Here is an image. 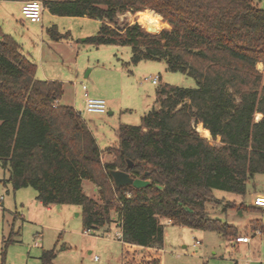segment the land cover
I'll return each instance as SVG.
<instances>
[{
	"label": "trees",
	"instance_id": "1",
	"mask_svg": "<svg viewBox=\"0 0 264 264\" xmlns=\"http://www.w3.org/2000/svg\"><path fill=\"white\" fill-rule=\"evenodd\" d=\"M43 2L57 15L100 20L85 41L130 45L132 63L163 59L168 69L193 76L196 86L162 84L158 105L140 124L119 125L118 143L106 149L114 157L104 161L81 112L60 102L63 82L37 77L36 62L0 26V164L9 171L6 180L14 189L33 186L45 205L80 204L87 229L119 222L121 264H162L164 219L234 239L239 227L213 216L206 205L219 201L213 189L244 195L249 178L264 173V76L257 67L264 68L259 62H264V7L258 0ZM146 8L164 19L160 14L156 23L138 19L146 28L171 27L152 33L139 22L118 25L119 12ZM47 30L53 39L62 36L55 25ZM199 125L219 143L203 136ZM111 168L150 183L116 186ZM85 179L97 186L99 200L84 191ZM235 205L262 208L243 201ZM252 223L254 233L264 232L261 217ZM56 255L55 248L43 249L42 264H57Z\"/></svg>",
	"mask_w": 264,
	"mask_h": 264
},
{
	"label": "rangeland",
	"instance_id": "2",
	"mask_svg": "<svg viewBox=\"0 0 264 264\" xmlns=\"http://www.w3.org/2000/svg\"><path fill=\"white\" fill-rule=\"evenodd\" d=\"M258 1L264 7V0ZM21 7L17 0H0V26L12 34L20 42L24 54L36 62L37 77L45 78L47 73L63 81L64 92L60 101L81 112L103 149L104 161L114 157L106 149L118 143L119 125L140 124L142 115L158 105L157 90L162 84L196 86L193 76L168 69L163 59L132 63L130 45L96 46L85 41L99 29L101 21L98 19L56 15L45 9L40 21L31 22L22 14ZM140 11L119 12L118 25L139 22L138 19L151 24ZM52 25L62 34L59 40L52 39L47 30ZM165 27L171 25H163L159 30ZM257 67L264 76V68L259 63ZM155 74H160L158 83L151 80ZM83 84L87 85L89 95L106 99L105 112H91L84 108ZM261 115L257 112L255 119ZM197 129L212 143H219V137L213 139L211 134L205 135L200 125ZM8 177V169L0 164V264H42L43 249L50 248L57 251L54 259L57 264H121V227L117 222L92 227L85 232L87 228L83 225L80 204L52 203L47 208L36 198L33 186L14 189L6 180ZM83 188L99 200L98 188L93 182L85 179ZM256 192H264L263 172H256L249 178L244 195L213 189L219 201L212 200L206 206L213 216L236 224L240 230L237 235H251L254 234L252 220L258 217L264 220V208L241 210L232 203L243 201L251 206ZM164 223L162 264H264V232L252 235L248 243L236 244L234 239L230 241L216 231ZM11 230L16 233L5 244L4 238ZM196 239L200 240L199 244H195Z\"/></svg>",
	"mask_w": 264,
	"mask_h": 264
},
{
	"label": "built area",
	"instance_id": "3",
	"mask_svg": "<svg viewBox=\"0 0 264 264\" xmlns=\"http://www.w3.org/2000/svg\"><path fill=\"white\" fill-rule=\"evenodd\" d=\"M43 0H23L21 12L31 22L40 21L44 10ZM160 74L151 76L153 83H158ZM85 104L84 107L87 111L91 112H105L107 110V101L103 97L91 96L87 90V85L83 84ZM254 205L264 207V193H255L251 200ZM90 229H86L85 232H89ZM255 233H261L260 229H257ZM120 239H122V231H119ZM233 240V239H232ZM235 241L248 242L251 240V235L240 234L234 238ZM199 244L200 240L196 239L195 244ZM97 257V256H96Z\"/></svg>",
	"mask_w": 264,
	"mask_h": 264
},
{
	"label": "water",
	"instance_id": "4",
	"mask_svg": "<svg viewBox=\"0 0 264 264\" xmlns=\"http://www.w3.org/2000/svg\"><path fill=\"white\" fill-rule=\"evenodd\" d=\"M150 31L148 28H146ZM160 30L156 31L159 32ZM129 165H132V161L129 160ZM109 173L115 183L116 186H122L126 184H132L135 187H142L150 183L149 179H145L142 177H134L130 174V172L126 170H122L119 168H111L109 169Z\"/></svg>",
	"mask_w": 264,
	"mask_h": 264
},
{
	"label": "crops",
	"instance_id": "5",
	"mask_svg": "<svg viewBox=\"0 0 264 264\" xmlns=\"http://www.w3.org/2000/svg\"><path fill=\"white\" fill-rule=\"evenodd\" d=\"M17 1H19L21 4H22V0H17ZM45 9H49L47 6H45L44 7V10ZM44 10H43V13H44ZM42 13V14H43ZM54 14V13H53ZM160 14V13H159ZM57 15V14H56ZM161 15V14H160ZM161 18H162V15H161ZM161 21H162V19H161ZM50 27V26H49ZM48 29V28H47ZM6 32V31H5ZM8 33V32H7ZM53 39V38H52ZM54 40H57V39H54ZM59 40V39H58ZM264 63V62H263ZM46 74V76H45V79H55L54 77H52V76H49V75H47V73H45ZM58 80H60V79H58ZM62 81V80H61ZM63 82V81H62ZM61 102V101H60ZM85 108V107H84ZM102 149V148H101ZM103 154H104V152H103V149H102V158H103ZM106 161H109L108 159L106 160ZM84 182H85V180H83V184H84ZM36 190V189H35ZM256 193H264V192H256ZM36 198H37V190H36ZM38 199V198H37ZM38 201L40 202V203H43L40 199H38ZM45 205V204H44ZM46 207L47 208H49L50 206L49 205H46ZM164 222H168V223H170L171 222V220L170 219H165L164 220ZM118 224H119V222H118ZM211 231H213V230H211ZM220 234V233H219ZM254 234H256V233H254ZM254 234H251V237H252V235H254ZM221 235V234H220ZM223 236V235H222ZM228 239V238H227ZM228 240H232V239H228ZM251 241V240H250ZM250 241H248V242H250ZM248 242H241V241H235L234 240V243H236V244H239V243H248ZM163 252H164V247H163Z\"/></svg>",
	"mask_w": 264,
	"mask_h": 264
},
{
	"label": "bare ground",
	"instance_id": "6",
	"mask_svg": "<svg viewBox=\"0 0 264 264\" xmlns=\"http://www.w3.org/2000/svg\"><path fill=\"white\" fill-rule=\"evenodd\" d=\"M140 12H142V15H143L146 19L150 20V21L153 22V23H156V22L159 21V15H158V12H157L156 10L152 9V8H146L145 10L140 11ZM150 28H151V27L148 26V29H150Z\"/></svg>",
	"mask_w": 264,
	"mask_h": 264
}]
</instances>
